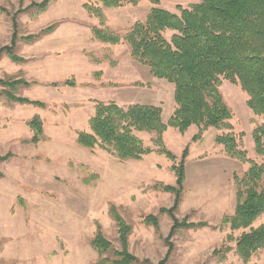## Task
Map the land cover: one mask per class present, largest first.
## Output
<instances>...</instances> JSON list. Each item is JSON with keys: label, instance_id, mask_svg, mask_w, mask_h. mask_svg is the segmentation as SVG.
Here are the masks:
<instances>
[{"label": "rangeland", "instance_id": "rangeland-1", "mask_svg": "<svg viewBox=\"0 0 264 264\" xmlns=\"http://www.w3.org/2000/svg\"><path fill=\"white\" fill-rule=\"evenodd\" d=\"M41 1L0 0V49L11 46L13 15L20 11L14 51L24 58L16 62L4 52L0 78L26 79L30 85H20L16 95L46 104L38 107L12 101L3 93L0 96V155H12L0 164L4 173L0 178V264H96L100 257L92 240L98 224L114 249H121L119 228L109 212L111 204L133 227L129 251L140 259L136 264H148L146 259L158 264L169 249L165 239L173 225L170 214L161 209L171 208L176 198L162 188L176 185L177 176L171 169L174 162L157 151L141 160H120L98 146H80L76 132L90 131L89 120L95 113L91 98L122 106H161L164 122H168L175 103L173 86L136 61L125 40L112 45L93 38L91 29L100 25L99 19L83 4L95 0H53L39 14L35 7L27 9ZM132 6L137 5L103 7L107 26L124 36L137 21L145 20L147 7ZM168 10L178 12L176 7ZM53 23L58 24L55 31L40 40H22ZM170 34L166 36L170 38ZM89 53L101 62H94ZM98 71L102 72L100 78L94 74ZM73 76L75 87L53 85ZM91 84L96 88L88 87ZM4 89L0 86L1 91ZM220 91L233 111L234 130L247 134L244 144L249 157L264 162L255 151L252 137L253 128L264 122V115L252 119L247 95L239 85L224 79ZM35 115L44 123V139L37 144L30 142L33 132L28 125ZM195 127L185 133L176 128L180 135L168 138L167 147L177 156L176 162L190 143L176 216L208 225L184 227L175 233V249L167 264H264V250L246 263L234 250L225 257L215 254L225 244L235 247V242L227 241L231 230L221 229V223L225 215L235 212L234 174L243 175L249 164L227 156L224 147L215 142L216 135L226 129L206 130L201 140L193 141L198 131ZM137 135L153 147L154 134ZM95 173L98 179L84 181ZM149 214L158 216L159 231L144 223V216ZM263 222L261 217L255 226Z\"/></svg>", "mask_w": 264, "mask_h": 264}, {"label": "trees", "instance_id": "trees-1", "mask_svg": "<svg viewBox=\"0 0 264 264\" xmlns=\"http://www.w3.org/2000/svg\"><path fill=\"white\" fill-rule=\"evenodd\" d=\"M53 0L34 2L27 9L34 8L36 13L46 11ZM145 0H95L83 4L88 12L99 19V26H93V38L112 45L125 40L131 47L132 57L148 66L153 76L164 79L174 87L175 108L169 121L164 122L161 106L150 104H131L122 106L115 101L95 100V113L90 118V131L78 130L76 142L85 148L97 146L116 156L120 160H141L152 152L164 154L174 164L171 169L177 176L176 185H164L165 191L176 195L174 205L167 212L173 219L169 236L165 239L169 249L158 264H167L175 244L172 237L181 228L207 226V222H188L176 216L179 209L184 183L186 180V160L190 143L185 146L181 159L167 147L164 132L168 127L177 128L185 133L191 126L198 131L193 141L202 139L206 130L213 127L227 132L216 135L215 142L224 147L227 156L249 164L243 175L234 174L236 187V208L231 215L222 219L221 229L228 227L231 232L227 241L235 242V247L226 245L215 254L225 257L234 250L246 263L255 254L264 250V222L255 226V222L264 217V162L249 157L245 148V132H236L232 123L233 111L227 105L220 86L223 80L237 84L246 93V103L254 115H264V0H200L198 3L177 5L178 12L160 6V0H146L152 8L143 21H137L127 33L121 34L107 26V17L103 7H121L127 3L138 5ZM4 10V9H2ZM18 11L13 15V36L11 46L0 49V59L6 52L16 62L24 61L14 49L19 39ZM58 27L53 23L38 33L22 37L32 43L52 33ZM171 32L170 38L166 36ZM94 62L101 60L89 53ZM100 78L101 71L94 73ZM30 85L24 78H0V90L7 98L22 104L45 107L39 100H31L16 95L20 85ZM53 85L77 86L76 78L66 79ZM28 125L33 132L30 142L37 144L44 139V123L35 115ZM137 132L154 134L153 147L144 143ZM255 151L264 157V122L252 130ZM9 153L0 155V164L10 158ZM4 173L0 171V178ZM98 174L84 178L86 183ZM109 212L117 222L121 249H114L100 224L97 225L92 240L93 248L100 259L96 264H136L140 259L129 251V236L133 227L119 213L118 207L111 204ZM144 223L160 230L157 215H145ZM242 231L235 236L234 231ZM112 254V256L110 255ZM107 255V256H106ZM115 256V257H114ZM151 263L148 259L145 260Z\"/></svg>", "mask_w": 264, "mask_h": 264}, {"label": "crops", "instance_id": "crops-1", "mask_svg": "<svg viewBox=\"0 0 264 264\" xmlns=\"http://www.w3.org/2000/svg\"><path fill=\"white\" fill-rule=\"evenodd\" d=\"M198 2H200V0H160V6L161 7H163V8H165V9H171V8H173V7H177V5L178 4H181V5H188V4H191V3H198ZM147 4H150L151 5V7H149ZM140 6H145V7H147L146 9H147V13H146V15L150 12L149 10L152 8V3L151 2H149V1H142V2H140L137 6H132L131 8H139ZM108 9L109 8H106L105 10H106V12H108ZM149 11V12H148ZM146 16H144V18H145ZM144 18H142V19H144ZM138 20V19H137ZM136 20V21H137ZM135 21V22H136ZM81 86V85H80ZM79 86V87H80ZM95 85H89L88 87H94ZM173 86V85H172ZM87 87V86H86ZM94 88H96V87H94ZM173 89H174V87H173ZM93 101H95V100H99V99H96V98H91ZM93 103V102H92ZM93 106H95V104L93 105ZM174 108H175V103H173V107H172V113H173V111H174ZM94 111H95V108H94V110H93V113H94ZM252 111V110H251ZM252 114H253V116L254 117H252V119H255L256 118V115H254V113L252 112ZM255 123V122H254ZM193 127H195V126H193ZM193 127H190L189 129H192ZM197 127H195L194 128V130L196 129ZM210 129H213V127H211V128H209L208 130H210ZM198 130V129H197ZM207 130V131H208ZM206 131V132H207ZM171 132H173V133H171ZM173 134H178V135H180V133H179V131L176 129V128H174V127H168V129L164 132V140H165V143H166V145L168 146V138L170 137V136H173ZM246 136H247V134H246ZM246 136L244 137V142H245V138H246ZM190 152V151H189ZM189 156H190V153H189ZM188 156V157H189Z\"/></svg>", "mask_w": 264, "mask_h": 264}]
</instances>
